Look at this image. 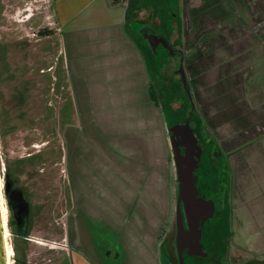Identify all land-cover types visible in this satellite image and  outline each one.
<instances>
[{
	"label": "rangeland",
	"instance_id": "1",
	"mask_svg": "<svg viewBox=\"0 0 264 264\" xmlns=\"http://www.w3.org/2000/svg\"><path fill=\"white\" fill-rule=\"evenodd\" d=\"M243 1L249 23L260 28L264 0ZM115 3L0 0V176L12 264H76L75 253L99 263L88 240L76 242V187H87L88 195V187H114L115 195L123 187H153V192L171 187L166 131L149 102L140 56L122 36L123 8ZM236 25L204 23L201 29L209 37L200 44L202 60L195 70L205 74L198 86L215 108V127L222 119L226 150L237 151L232 156L240 165L236 187H247L253 196L241 206L240 220L248 223L245 232L259 236L264 234V146L258 141L244 156L248 168L239 153L264 133V113L255 112L259 107L246 90L245 55L252 42L264 41V28L255 33ZM257 49L259 86L264 49ZM239 53L243 57L235 58ZM100 131L124 141L114 146L123 156L115 155L108 172L105 155L93 142ZM6 183L28 204L18 236L10 226ZM108 240L101 235L98 241ZM152 254L146 251L144 264H155Z\"/></svg>",
	"mask_w": 264,
	"mask_h": 264
},
{
	"label": "flooded vegetation",
	"instance_id": "2",
	"mask_svg": "<svg viewBox=\"0 0 264 264\" xmlns=\"http://www.w3.org/2000/svg\"><path fill=\"white\" fill-rule=\"evenodd\" d=\"M115 1L123 8L122 36L140 56L149 102L166 131L171 187L161 192H153V187H123L118 195L114 187H88L90 195L87 187H76V242L87 244L88 240L98 264H144L146 251L153 253L155 264H264V234L245 232L248 223L239 217L241 206L253 197L251 190L236 187L240 165L232 162V156L237 151L226 150L222 119L215 127V108L204 98L206 89L198 86V78L205 74L195 70L202 60L200 44L209 37L201 29L207 20L220 26L237 24L255 33L262 31L264 21L258 24L260 28L251 25L243 0H199L198 5L177 0L172 9L155 6L153 0H126L123 6ZM257 48L264 49V41L252 42L245 54L249 66L246 90H251L250 101L259 107L255 112L264 113V80L255 84L260 67ZM241 57L240 53L235 56ZM260 125L264 130V122ZM263 134L255 143L244 145L239 156L244 158L258 141L264 146ZM93 136L97 149L105 155L108 172L117 159L114 146L124 141L101 131ZM171 142L180 156L174 158ZM245 161L248 168L249 161ZM177 168L188 173L193 185L186 200L180 194ZM136 170L140 172L139 167ZM11 191L16 190L10 187L7 200ZM163 192L164 198L160 196ZM8 207L17 226L16 204L9 205L8 200ZM101 235L109 237L104 244L98 241ZM75 254L76 264H92Z\"/></svg>",
	"mask_w": 264,
	"mask_h": 264
},
{
	"label": "water",
	"instance_id": "3",
	"mask_svg": "<svg viewBox=\"0 0 264 264\" xmlns=\"http://www.w3.org/2000/svg\"><path fill=\"white\" fill-rule=\"evenodd\" d=\"M168 126V123H166ZM172 154L175 157L180 156L179 150L171 142ZM177 180L179 181L180 194L183 195V199L186 200L192 192V183L189 179V175L185 170L177 168ZM10 190V185L5 184L4 194L8 196ZM9 205L11 202L16 204L17 212L14 214L17 226L20 227L23 223V214L27 212L28 206L25 201H23L22 194L19 191H11L9 195ZM0 264H7L4 250L3 241V222L0 216Z\"/></svg>",
	"mask_w": 264,
	"mask_h": 264
},
{
	"label": "bare ground",
	"instance_id": "4",
	"mask_svg": "<svg viewBox=\"0 0 264 264\" xmlns=\"http://www.w3.org/2000/svg\"><path fill=\"white\" fill-rule=\"evenodd\" d=\"M3 184L1 181V176H0V216H1V220L3 222V241H4V250H5V257H6V261L7 264H12L11 262V256H12V252H11V248L8 244V230L6 228V221H7V216H6V208H5V204H4V198H3Z\"/></svg>",
	"mask_w": 264,
	"mask_h": 264
},
{
	"label": "trees",
	"instance_id": "5",
	"mask_svg": "<svg viewBox=\"0 0 264 264\" xmlns=\"http://www.w3.org/2000/svg\"><path fill=\"white\" fill-rule=\"evenodd\" d=\"M153 3H154L155 6H156V3H157V6H160V4H161L163 6V8H165V9H169V8L172 9L175 6V4H177V0H158V2L156 0H153ZM129 27H131V26H129ZM129 27H128V30L130 31ZM0 110H1V104H0ZM0 113H1V111H0ZM10 224H11L10 225L11 229L13 230V234L15 236L20 235V232H19V230H17V226H16V223L14 222V220L12 221L10 219ZM15 263L18 264L17 260H15Z\"/></svg>",
	"mask_w": 264,
	"mask_h": 264
}]
</instances>
